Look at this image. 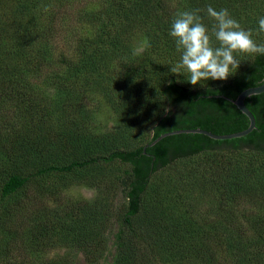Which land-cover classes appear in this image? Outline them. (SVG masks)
<instances>
[{
    "label": "trees",
    "instance_id": "obj_1",
    "mask_svg": "<svg viewBox=\"0 0 264 264\" xmlns=\"http://www.w3.org/2000/svg\"><path fill=\"white\" fill-rule=\"evenodd\" d=\"M207 6L227 9L264 44V0H0V264H70L39 258L50 236L88 264L108 244L109 264H264V93L244 101L255 118L245 137L179 134L149 146L179 129L225 135L248 126L223 97L262 84L264 56L238 55L233 76L195 87L170 71L180 60L172 21L199 9L211 33ZM139 37L150 43L142 53ZM94 94L119 131L91 132ZM184 161L188 179L161 174ZM115 166L107 187L98 176L85 184L113 188L117 205L58 214L26 195L31 184Z\"/></svg>",
    "mask_w": 264,
    "mask_h": 264
},
{
    "label": "rangeland",
    "instance_id": "obj_2",
    "mask_svg": "<svg viewBox=\"0 0 264 264\" xmlns=\"http://www.w3.org/2000/svg\"><path fill=\"white\" fill-rule=\"evenodd\" d=\"M257 5L260 6L259 3ZM144 41L145 39L142 37L134 41L136 53L143 52ZM88 105L92 109V116L89 123L90 129H92L91 132L96 134H110L120 130V120L102 95H91ZM191 167L192 164L190 165L188 161L179 162L167 168L161 174L167 178L166 180L170 181H178L184 178L188 179ZM121 169L122 167L115 166L110 169L84 171L77 175H72L69 178L56 177L43 181L42 183L29 185L26 190V195L36 196L42 210H49L58 214H63L72 208L78 209L87 203L99 207L104 202L113 200V203L117 205L122 202V199L120 195H114L113 188L108 192L98 191L95 187L86 185L85 182L98 176L99 182L96 183L98 184L97 187H107L120 173ZM46 188H50L51 191L46 192ZM201 208H203V205H200ZM116 229L117 225L114 224L112 231H116ZM26 235L27 237L31 235L29 228H26ZM42 246L39 252V258L43 261L68 258L70 264H88L82 253L68 250L65 246L57 244L53 236L47 237ZM109 247L110 245L108 244L107 251H104L100 257H97L95 261H98L94 264H109L111 262L112 249Z\"/></svg>",
    "mask_w": 264,
    "mask_h": 264
},
{
    "label": "clouds",
    "instance_id": "obj_3",
    "mask_svg": "<svg viewBox=\"0 0 264 264\" xmlns=\"http://www.w3.org/2000/svg\"><path fill=\"white\" fill-rule=\"evenodd\" d=\"M199 11H180L172 21L169 35L175 41L180 60L170 67L171 73L186 75L188 83L195 87L209 79L226 81L233 76L241 63L238 55L264 56V44H258L252 30L242 28L227 9L217 11L207 6V15L214 21L211 33L202 23ZM258 25L259 33H264V17L259 18ZM144 47H150L148 40Z\"/></svg>",
    "mask_w": 264,
    "mask_h": 264
},
{
    "label": "water",
    "instance_id": "obj_4",
    "mask_svg": "<svg viewBox=\"0 0 264 264\" xmlns=\"http://www.w3.org/2000/svg\"><path fill=\"white\" fill-rule=\"evenodd\" d=\"M262 93H264V77L262 80V84L256 87L245 89L233 100L223 97L224 99L230 101L248 119V126L246 129L242 131L231 134H225V135H216L202 129H179L171 132H166L160 135L152 143H150L149 146H153L155 143H157L158 141L162 140L165 137L179 135V134H200L216 141L231 140V139L245 137L255 129V118L254 115L250 112V110L245 106L244 101L246 98L255 95H260Z\"/></svg>",
    "mask_w": 264,
    "mask_h": 264
}]
</instances>
